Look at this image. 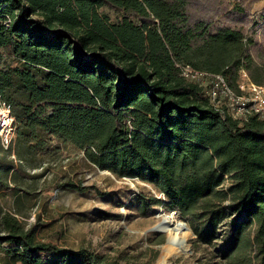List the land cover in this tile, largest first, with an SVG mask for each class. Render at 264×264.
<instances>
[{
    "label": "trees",
    "instance_id": "trees-1",
    "mask_svg": "<svg viewBox=\"0 0 264 264\" xmlns=\"http://www.w3.org/2000/svg\"><path fill=\"white\" fill-rule=\"evenodd\" d=\"M251 3L0 0V97L15 132L7 147L0 140V191L33 195L19 187L15 178L26 172L12 155L41 168L71 145V112L61 115L58 103L67 83L79 84L109 115L86 163L153 189L133 191L131 207L188 217L196 241L213 245L227 264H264V119L234 118L179 67L220 74L232 88L245 70L263 84L264 8L254 15ZM58 187L90 189L69 179ZM39 227L0 209V244L11 264H120L41 240Z\"/></svg>",
    "mask_w": 264,
    "mask_h": 264
},
{
    "label": "rangeland",
    "instance_id": "rangeland-1",
    "mask_svg": "<svg viewBox=\"0 0 264 264\" xmlns=\"http://www.w3.org/2000/svg\"><path fill=\"white\" fill-rule=\"evenodd\" d=\"M227 3L228 0H224L223 5ZM263 8L264 0H252L254 15ZM257 32H261L260 44L264 50V25H259ZM64 92L58 106L62 109L61 115L65 114L66 118L71 112V145L45 159L41 168L31 169L25 161L20 162L12 155L26 172V175L15 178L19 179V187L31 191L33 195L26 198L21 191L13 192L3 187L0 207L14 214L25 227L39 223L36 235L41 240L68 248L86 247L120 264H227L213 245L196 241L188 217L179 212H167L160 206L149 209L145 215L139 208L131 207L129 197L140 186L148 187L146 183L138 178L116 177L109 171L92 168L86 163L88 150L109 115L98 107L81 85L67 83ZM14 138L13 131L11 139ZM36 174L40 176L33 177ZM67 179L90 189L80 192L59 188L58 184ZM4 180L9 186L15 184L9 177ZM228 183L229 180H225L224 186ZM177 217L192 229L191 236ZM166 218L175 220L182 228L181 235L188 247L186 253L161 263L174 236V231L163 225ZM153 227L157 231L152 230ZM3 246V243L0 244V264H11Z\"/></svg>",
    "mask_w": 264,
    "mask_h": 264
},
{
    "label": "built area",
    "instance_id": "built-area-1",
    "mask_svg": "<svg viewBox=\"0 0 264 264\" xmlns=\"http://www.w3.org/2000/svg\"><path fill=\"white\" fill-rule=\"evenodd\" d=\"M181 75L205 87L211 101L220 106L222 102L228 113L236 119H247L256 115L264 119V83L256 84L245 70L238 75L235 88L217 73L195 69L189 65H180ZM14 131L10 105L0 97V140L7 147Z\"/></svg>",
    "mask_w": 264,
    "mask_h": 264
},
{
    "label": "bare ground",
    "instance_id": "bare-ground-1",
    "mask_svg": "<svg viewBox=\"0 0 264 264\" xmlns=\"http://www.w3.org/2000/svg\"><path fill=\"white\" fill-rule=\"evenodd\" d=\"M165 227H169L174 231L172 241L167 245V251L162 258L161 263H165L169 258L175 257L179 254L187 252V244L182 236V228L177 222L171 218H166L163 222ZM182 234V235H181Z\"/></svg>",
    "mask_w": 264,
    "mask_h": 264
},
{
    "label": "water",
    "instance_id": "water-1",
    "mask_svg": "<svg viewBox=\"0 0 264 264\" xmlns=\"http://www.w3.org/2000/svg\"><path fill=\"white\" fill-rule=\"evenodd\" d=\"M105 171H107V170H105ZM181 217V216H180ZM152 230H155V231H157L154 227L152 228Z\"/></svg>",
    "mask_w": 264,
    "mask_h": 264
},
{
    "label": "clouds",
    "instance_id": "clouds-1",
    "mask_svg": "<svg viewBox=\"0 0 264 264\" xmlns=\"http://www.w3.org/2000/svg\"><path fill=\"white\" fill-rule=\"evenodd\" d=\"M174 213H175V211H174Z\"/></svg>",
    "mask_w": 264,
    "mask_h": 264
}]
</instances>
